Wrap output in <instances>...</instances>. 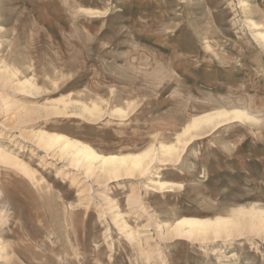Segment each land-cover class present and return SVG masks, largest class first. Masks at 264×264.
<instances>
[{"label": "rangeland", "instance_id": "1", "mask_svg": "<svg viewBox=\"0 0 264 264\" xmlns=\"http://www.w3.org/2000/svg\"><path fill=\"white\" fill-rule=\"evenodd\" d=\"M260 34L264 0H0V72L11 75L0 81V148L29 171L0 164V264H264V228L168 233L184 217L264 210ZM218 109L256 120L207 130L178 162L135 176L87 174L37 140L138 153Z\"/></svg>", "mask_w": 264, "mask_h": 264}, {"label": "bare ground", "instance_id": "2", "mask_svg": "<svg viewBox=\"0 0 264 264\" xmlns=\"http://www.w3.org/2000/svg\"><path fill=\"white\" fill-rule=\"evenodd\" d=\"M86 11L92 12L91 10ZM254 26L257 27L256 24ZM260 35L264 39V35ZM9 76L6 71L0 72V81L8 79ZM21 86L23 88L34 87L31 81H25ZM55 110L58 109L55 108ZM89 111L90 114H93L94 111H97V107L94 105V108ZM116 112L124 114L121 108H117ZM236 120L255 121L256 119L247 111L239 109H218L207 112L194 117L187 123L181 132L177 134L175 142L161 144L159 148L150 146L138 153L101 155L83 142L70 139L62 134H51L42 131L38 134L37 140L44 148L54 149L59 146L58 153L62 157H69L73 165L83 168L87 174L98 172L104 178L114 179L123 176H135L136 173L144 174L150 169L153 162L161 158L167 162H178L180 153L195 138L202 136L207 130V135L214 132L225 122ZM0 164L8 167H19L26 174H29L28 168L22 162H19L17 158L11 156L2 148H0ZM155 184L158 187L157 189L163 190L170 183L157 181ZM247 228H250L251 231H260L264 228V210L255 208L239 209L234 210L231 216H217L209 219L184 217L173 223L168 233L170 236L178 238L206 239L209 236L217 238L222 236L231 237L235 233L243 234Z\"/></svg>", "mask_w": 264, "mask_h": 264}]
</instances>
